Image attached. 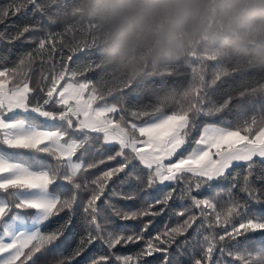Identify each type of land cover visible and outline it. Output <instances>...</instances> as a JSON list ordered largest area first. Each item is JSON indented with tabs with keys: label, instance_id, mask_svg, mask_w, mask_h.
Instances as JSON below:
<instances>
[{
	"label": "trees",
	"instance_id": "obj_1",
	"mask_svg": "<svg viewBox=\"0 0 264 264\" xmlns=\"http://www.w3.org/2000/svg\"><path fill=\"white\" fill-rule=\"evenodd\" d=\"M0 68L47 115L78 117L49 98L63 76L115 105V121L184 114V152L206 124L252 139L264 127V0H0ZM75 125L47 126L78 141L76 173L47 147L0 143L46 171L57 197L40 237L7 264H264V159L160 185L134 151ZM13 188L0 187L9 210Z\"/></svg>",
	"mask_w": 264,
	"mask_h": 264
},
{
	"label": "rangeland",
	"instance_id": "obj_2",
	"mask_svg": "<svg viewBox=\"0 0 264 264\" xmlns=\"http://www.w3.org/2000/svg\"><path fill=\"white\" fill-rule=\"evenodd\" d=\"M5 74L6 70L0 68V143L8 147H47L64 159L72 173L82 167V161L75 158L78 141L62 140L59 129L48 124L65 121L69 128L76 123L75 129L100 132L103 143L134 151L145 166L153 168L160 185L174 180L179 172L215 180L232 165L255 157L264 159V127L249 139L239 132L206 124L196 143L184 152L185 138H189L188 119L184 114H157L139 123L115 121L113 115L118 108L100 102L88 82L58 76L49 98L65 106L67 112L74 109L78 117L74 119L64 112L47 115L26 105L27 83L9 87ZM14 113H22L24 117L37 115L40 120L11 118ZM7 157L0 147V187L14 185L12 192L17 202L9 210L7 199L0 195V264L16 261L40 237V226L57 199L48 189L46 171H33Z\"/></svg>",
	"mask_w": 264,
	"mask_h": 264
},
{
	"label": "built area",
	"instance_id": "obj_3",
	"mask_svg": "<svg viewBox=\"0 0 264 264\" xmlns=\"http://www.w3.org/2000/svg\"><path fill=\"white\" fill-rule=\"evenodd\" d=\"M69 112V111H68Z\"/></svg>",
	"mask_w": 264,
	"mask_h": 264
}]
</instances>
